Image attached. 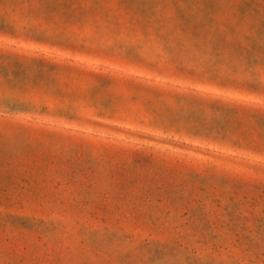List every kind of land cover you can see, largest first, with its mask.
Returning <instances> with one entry per match:
<instances>
[{
    "label": "rangeland",
    "instance_id": "rangeland-1",
    "mask_svg": "<svg viewBox=\"0 0 264 264\" xmlns=\"http://www.w3.org/2000/svg\"><path fill=\"white\" fill-rule=\"evenodd\" d=\"M0 264H264V0H0Z\"/></svg>",
    "mask_w": 264,
    "mask_h": 264
}]
</instances>
